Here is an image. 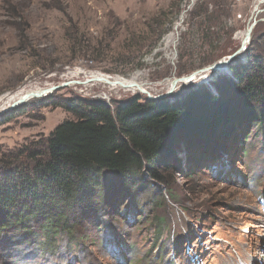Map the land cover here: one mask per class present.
<instances>
[{"label": "rangeland", "instance_id": "1", "mask_svg": "<svg viewBox=\"0 0 264 264\" xmlns=\"http://www.w3.org/2000/svg\"><path fill=\"white\" fill-rule=\"evenodd\" d=\"M199 1L0 0V111L8 96L75 81L0 115V171L20 168V152L73 119L61 107L69 100L112 107L135 95L148 100L93 84L94 75L134 78L152 96L167 94L175 78L238 51L255 20L247 49L264 62V0H233L225 28L231 45L201 66L190 14ZM69 30L87 48H73ZM182 34L187 48H196L192 58H181ZM247 49L233 65L252 62ZM224 70L200 73L166 99L179 102L202 86L218 96L217 87L234 79ZM221 112L213 128L159 157L160 177L144 169L132 187L107 180L100 195L76 206L68 231L49 241L39 223L25 232L2 231L0 264H264V101L252 106L236 99Z\"/></svg>", "mask_w": 264, "mask_h": 264}, {"label": "trees", "instance_id": "2", "mask_svg": "<svg viewBox=\"0 0 264 264\" xmlns=\"http://www.w3.org/2000/svg\"><path fill=\"white\" fill-rule=\"evenodd\" d=\"M233 5V0H201L191 11L200 39L201 66L214 61L212 52L226 51L231 45L225 28ZM67 36L73 48H87L70 30ZM181 39V58H192L196 48H187L186 35ZM251 52L247 49L251 63L230 66L234 79L217 87L218 96L202 86L175 103L135 95L113 107L80 99L63 104L73 119L59 124L37 147L20 152V168L0 171V233L25 232L34 222L49 241L70 229L76 206L90 203L94 193L100 195L107 180L132 187L144 169L160 177L155 169L159 157L195 133L213 128L225 107L236 99L252 106L264 101V62ZM233 91L232 98L226 97Z\"/></svg>", "mask_w": 264, "mask_h": 264}, {"label": "water", "instance_id": "3", "mask_svg": "<svg viewBox=\"0 0 264 264\" xmlns=\"http://www.w3.org/2000/svg\"><path fill=\"white\" fill-rule=\"evenodd\" d=\"M257 23H258V21L255 20L254 23L247 29L246 36L242 40L240 49L238 51H236L234 54H232L231 56L225 57L224 59L219 60V61L215 62L214 64L210 65L209 67H207L203 70L197 71V72L193 73L192 75L185 76L182 78H175L173 85H172V89L167 94L160 95V96H152L151 94L144 91V93H147L148 100L158 102V101L166 99L169 95H171L175 91L178 83L183 82V81L194 80L196 78V76L199 75L200 73L209 72V71H218V70H221L222 68H228L229 69L230 66L232 65L235 57H237V55L245 52L246 49L248 48V45L251 44L252 33H253V30H254L255 26L257 25ZM217 73H220V72H217ZM67 86H69V82H65L62 85H58V86H52L50 88H42L41 91L37 94H34L33 92L27 93L24 97H21L16 102L11 104L9 107H7L3 111H1L0 115L4 114L6 112H12V111L19 109L22 106H24L27 102H29V101H27L28 96L45 98L48 96V94H52L53 92L60 90V89L67 87Z\"/></svg>", "mask_w": 264, "mask_h": 264}, {"label": "bare ground", "instance_id": "4", "mask_svg": "<svg viewBox=\"0 0 264 264\" xmlns=\"http://www.w3.org/2000/svg\"><path fill=\"white\" fill-rule=\"evenodd\" d=\"M245 36H246V34H245ZM245 36H244V38H245ZM172 41H174V40H172ZM222 70L228 71L227 68H222L221 70H218V71H209V72L210 73L221 72ZM200 75H202V74H200ZM91 78L93 79V81L90 80L89 82L92 81L93 84L94 83H96V84H102V85H105V86L110 87L112 89L120 88V89H123V90L136 91V92H139V93L145 94V95H147V93L150 94V92L146 89V87L144 85L140 84L137 81V79H134V78L133 79H129V80L123 79V78L122 79L121 78L120 79H112L110 77L102 76V75H97V76L94 75ZM192 81L193 80H191V81H183V82L178 83V85L181 84V83L182 84H189ZM87 82L88 81L86 80L84 82H81V84L82 85H87ZM173 82H174V80L171 82L170 87L173 85ZM71 84H75V81H73V82L72 81H69V85H71ZM170 90H171V88H170ZM40 91H41V89H35V90H29V91H23V92L21 91L19 93H16V95L8 96L7 99H3V101L1 102L2 105H3L1 107V109H4V108L9 107L11 104H13L14 102H16L18 99H20L21 97H24L27 93L33 92L34 94H37ZM144 91L147 92V93H144ZM49 95L50 94H48V96ZM38 98H40V97L28 96L27 101H32L33 99L36 100Z\"/></svg>", "mask_w": 264, "mask_h": 264}, {"label": "built area", "instance_id": "5", "mask_svg": "<svg viewBox=\"0 0 264 264\" xmlns=\"http://www.w3.org/2000/svg\"><path fill=\"white\" fill-rule=\"evenodd\" d=\"M264 2V1H263Z\"/></svg>", "mask_w": 264, "mask_h": 264}]
</instances>
